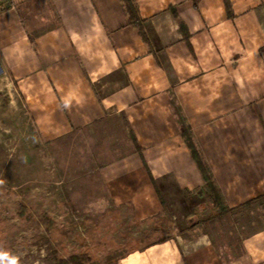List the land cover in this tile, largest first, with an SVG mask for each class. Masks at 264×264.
Returning <instances> with one entry per match:
<instances>
[{"label": "crops", "instance_id": "0c3cea01", "mask_svg": "<svg viewBox=\"0 0 264 264\" xmlns=\"http://www.w3.org/2000/svg\"><path fill=\"white\" fill-rule=\"evenodd\" d=\"M0 70L45 141L127 118L140 153L99 175L140 220L209 193L173 98L224 205L264 196V0H0ZM243 246L221 260L212 241L184 250L166 237L119 264H264V227Z\"/></svg>", "mask_w": 264, "mask_h": 264}, {"label": "rangeland", "instance_id": "374dc122", "mask_svg": "<svg viewBox=\"0 0 264 264\" xmlns=\"http://www.w3.org/2000/svg\"><path fill=\"white\" fill-rule=\"evenodd\" d=\"M135 138L127 118L111 114L43 140L0 70V264H119L166 237L184 250L212 241L221 260L243 253V238L264 227V197L229 212L211 189L183 194L145 220L114 203L99 168L140 153Z\"/></svg>", "mask_w": 264, "mask_h": 264}, {"label": "trees", "instance_id": "16d2710c", "mask_svg": "<svg viewBox=\"0 0 264 264\" xmlns=\"http://www.w3.org/2000/svg\"><path fill=\"white\" fill-rule=\"evenodd\" d=\"M227 6H228V0H226ZM230 5V4H229ZM164 66L166 67V69L171 72V67L169 62H167L166 60L163 62ZM172 110L176 116V119L181 127V133L183 135V137L185 138L187 144L189 145V148L193 154V156L195 157L196 161L199 164V167L201 168L203 175L207 181V187L209 188V190L211 189V191L214 192V194H216L215 199L216 200H220L222 199L219 191L217 190V188L215 187L214 183H213V174L210 170V168L207 166L205 158L203 156V154L201 153L200 149L198 148L193 132L191 130V128L189 127V125L186 123V119L179 107V105L177 104L176 100L173 98L170 101ZM136 140V138H135ZM264 196H261L260 198H263ZM258 198V199H260ZM256 199V200H258ZM255 200H250L248 202H246L245 204H242L241 206H238L236 208H225L226 210H229V212H234L236 210H239L241 207H243L244 205H249L250 203H252Z\"/></svg>", "mask_w": 264, "mask_h": 264}]
</instances>
